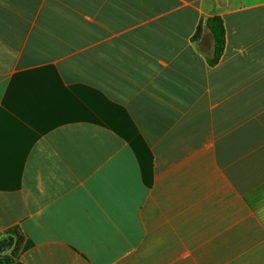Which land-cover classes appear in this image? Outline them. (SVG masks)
Listing matches in <instances>:
<instances>
[{"label": "crops", "instance_id": "0c3cea01", "mask_svg": "<svg viewBox=\"0 0 264 264\" xmlns=\"http://www.w3.org/2000/svg\"><path fill=\"white\" fill-rule=\"evenodd\" d=\"M0 249L264 264V0H0Z\"/></svg>", "mask_w": 264, "mask_h": 264}, {"label": "trees", "instance_id": "16d2710c", "mask_svg": "<svg viewBox=\"0 0 264 264\" xmlns=\"http://www.w3.org/2000/svg\"><path fill=\"white\" fill-rule=\"evenodd\" d=\"M206 26L211 31L214 37L215 51L212 59L209 60L210 66H216L224 53L226 46V30L224 22L221 17H212L206 21ZM202 33V24L198 28L194 40H198L201 37Z\"/></svg>", "mask_w": 264, "mask_h": 264}, {"label": "rangeland", "instance_id": "374dc122", "mask_svg": "<svg viewBox=\"0 0 264 264\" xmlns=\"http://www.w3.org/2000/svg\"><path fill=\"white\" fill-rule=\"evenodd\" d=\"M238 160H240V159H238Z\"/></svg>", "mask_w": 264, "mask_h": 264}, {"label": "water", "instance_id": "95a60500", "mask_svg": "<svg viewBox=\"0 0 264 264\" xmlns=\"http://www.w3.org/2000/svg\"><path fill=\"white\" fill-rule=\"evenodd\" d=\"M1 250V249H0Z\"/></svg>", "mask_w": 264, "mask_h": 264}]
</instances>
